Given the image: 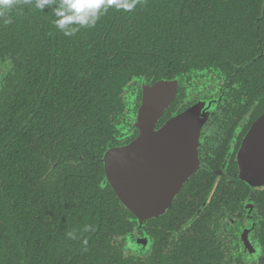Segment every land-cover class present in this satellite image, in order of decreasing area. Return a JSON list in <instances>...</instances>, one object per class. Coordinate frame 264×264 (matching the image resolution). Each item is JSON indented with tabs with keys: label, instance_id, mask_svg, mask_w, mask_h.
Listing matches in <instances>:
<instances>
[{
	"label": "trees",
	"instance_id": "trees-1",
	"mask_svg": "<svg viewBox=\"0 0 264 264\" xmlns=\"http://www.w3.org/2000/svg\"><path fill=\"white\" fill-rule=\"evenodd\" d=\"M7 51L0 264H207L179 249L196 239L168 242L187 217L176 204L138 231L103 156L134 131L141 96L127 89L139 81L220 70L264 107V0H0Z\"/></svg>",
	"mask_w": 264,
	"mask_h": 264
},
{
	"label": "flooded vegetation",
	"instance_id": "flooded-vegetation-1",
	"mask_svg": "<svg viewBox=\"0 0 264 264\" xmlns=\"http://www.w3.org/2000/svg\"><path fill=\"white\" fill-rule=\"evenodd\" d=\"M15 68L12 53H2L0 98L5 91L8 76H15ZM178 81L177 95L156 129L200 101H213L216 105L202 128L198 168L184 183L167 210L168 212L176 204L187 215L177 232L168 235V242L182 232L188 239H196L197 244L179 249L188 250L197 258H206L207 264H264V204L259 202L261 195H264V186H251L241 180L238 162L243 141L253 124L264 115V107L230 73L195 70L189 75H181ZM144 84L154 83L139 81V84L130 87L132 92L127 89L128 94H125L129 98L140 95L142 99ZM139 107L135 104L137 111ZM133 123V132H125V137L116 139L115 143L119 147L138 138L139 130ZM238 184L243 188L244 197H237V202L232 204V190H237ZM227 204L229 207H226ZM144 223L140 226L138 222L137 229L141 234ZM141 234L137 233L136 238L141 237ZM146 239L148 245L150 239ZM149 247L148 252L152 250V242ZM165 249L166 254L171 256L170 245Z\"/></svg>",
	"mask_w": 264,
	"mask_h": 264
},
{
	"label": "water",
	"instance_id": "water-1",
	"mask_svg": "<svg viewBox=\"0 0 264 264\" xmlns=\"http://www.w3.org/2000/svg\"><path fill=\"white\" fill-rule=\"evenodd\" d=\"M178 80L143 85L133 123L139 130L138 138L128 145L109 148L103 156L106 182L140 226L165 214L196 172L202 128L216 105L200 101L156 129L177 95ZM238 162L241 180L264 186V115L246 135ZM147 242L146 237L136 239L143 247Z\"/></svg>",
	"mask_w": 264,
	"mask_h": 264
}]
</instances>
